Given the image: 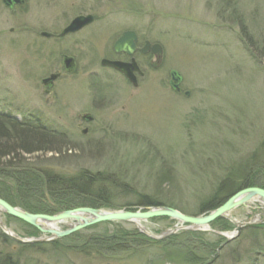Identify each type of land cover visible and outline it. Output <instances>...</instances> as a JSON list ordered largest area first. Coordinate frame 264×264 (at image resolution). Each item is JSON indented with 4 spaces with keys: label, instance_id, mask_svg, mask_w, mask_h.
I'll list each match as a JSON object with an SVG mask.
<instances>
[{
    "label": "rangeland",
    "instance_id": "obj_1",
    "mask_svg": "<svg viewBox=\"0 0 264 264\" xmlns=\"http://www.w3.org/2000/svg\"><path fill=\"white\" fill-rule=\"evenodd\" d=\"M87 15L94 18L90 25L60 36L74 18ZM125 32L136 34L140 46L149 42L162 48L157 68L138 60L143 76L136 87L122 73L101 65L102 60L127 62L113 51ZM65 58L74 60L73 71L65 70ZM172 72L181 78L179 92L170 86ZM53 74L61 77L50 89L42 80ZM0 112L39 120L65 138L52 142L54 152L29 155L15 148L17 157L10 164L63 176L85 171L121 179L115 182L123 190L116 186L110 192L112 206L95 209L127 210L139 194L163 199L171 205L163 207L184 216H206L226 201L196 215L218 180L245 160L264 159V0H24L13 8L0 0ZM10 170L0 174L1 197L7 200L0 199L30 214L63 212H45L54 205L51 198L20 190L22 173ZM76 208L85 207H67ZM246 220V228L264 224V206L254 201L237 207L216 229L205 231L188 230L167 217L139 223L155 237L177 230L160 240L182 230L204 234L202 240L211 247L199 237L177 240L173 247L195 256L215 249V257L208 255L215 261L211 264H264V231L243 227L235 233L236 223ZM227 222L233 228L220 231ZM109 223L117 225L101 223L50 240L0 212V224L17 238L41 240L20 243L0 229V264L5 256L17 264H188L182 250L163 248L146 235L144 244L115 240L110 241L119 242L114 249L88 246L90 237L119 227L138 232L132 223ZM55 225L65 231L73 222ZM218 237L234 238L222 246ZM35 243L40 246L33 250L19 245ZM231 249L239 251L240 262H232Z\"/></svg>",
    "mask_w": 264,
    "mask_h": 264
},
{
    "label": "trees",
    "instance_id": "obj_2",
    "mask_svg": "<svg viewBox=\"0 0 264 264\" xmlns=\"http://www.w3.org/2000/svg\"><path fill=\"white\" fill-rule=\"evenodd\" d=\"M65 139L60 133L55 132L54 130L48 128L43 125L41 122L36 119L31 118H23L18 119L10 116L6 113L0 112V162L2 158H5L4 164L0 163V174H4V169H11L10 171L20 172L21 178H19V186L20 190L25 192L26 194L39 196L41 199L46 197L51 198V201L54 203L53 206H46L44 209L45 212H52L54 209L56 212H61L64 210H69L67 207H73L77 205L78 207H87V208H108L112 206L114 203L109 199L110 192L113 189H116L118 186L115 181H121L119 177H102L99 173H88L85 171L79 172L75 175H65L58 174L56 172H52L51 170H37L36 168H31L30 170H26L25 166H16L15 164H10L11 160L13 161L17 157V153L15 148H20L25 154H34L37 152H54L57 151L51 148L52 142H62ZM50 147V148H49ZM2 151H7V154H1ZM7 157L9 159H7ZM3 160V159H2ZM249 160V161H248ZM245 160L242 167L235 172L229 171L226 177L221 178L217 181V186L212 196L207 197V199L203 200L197 206L198 212L196 215H200L205 211H211L221 205L225 200L234 195L236 192L248 188V187H258L264 189V179L259 177L264 173V159L258 161V157L254 159ZM7 167V168H4ZM261 172V173H260ZM255 176H253V175ZM260 178V179H259ZM258 183L257 185H255ZM119 187V186H118ZM4 187L0 186V198L1 192H3ZM123 190V185L119 187ZM127 186L125 187V191L127 192ZM129 195L130 192H129ZM73 197L74 199H78V202L72 201L70 202L69 198ZM7 200V199H4ZM7 202V201H6ZM10 204V203H9ZM37 204V203H35ZM136 205L127 207V210H134L137 207H151V206H168V203L163 199H152L150 196H141L137 194L136 196ZM35 206H39L38 204ZM48 207V208H47ZM44 209L42 211H44ZM60 209V210H58ZM116 208H114L115 210ZM24 210V209H23ZM27 211V210H26ZM163 220V219H161ZM159 220V221H161ZM222 221V218L214 222L210 225V228L213 229L215 226ZM107 226H114L117 223H108L104 224ZM121 225V223H118ZM233 228L231 224L227 222L226 229L222 228L220 231H225ZM246 228V227H245ZM216 229V228H215ZM246 229L249 230H263L264 224L260 226H251ZM241 234V233H240ZM199 237L201 244L205 247H211L206 244L205 241L202 240V237H205L202 233L196 232H179V234H175L174 236L168 237L165 240L154 241L165 246H175L177 244V240H198ZM1 239V236H0ZM148 237L137 232V230L132 231H122L119 229H113L111 234H103L90 237V239L86 242V244H91L92 246L100 247V250L104 248L114 249L118 248L119 242L110 243V241H120L123 240L124 243H145ZM151 239V238H150ZM236 238L234 241H236ZM92 240V241H91ZM218 240L223 243V245H227L230 242H227L226 239L218 237ZM186 241V240H185ZM109 243V244H107ZM149 243V242H147ZM152 243V242H151ZM90 244L88 246H90ZM121 244V243H120ZM22 249L33 250L36 247H39L38 244H19ZM220 245V246H221ZM51 246V245H50ZM236 248V246H234ZM49 249L55 250V247H51ZM104 249V250H105ZM174 252H180L176 247H173ZM206 252L205 254L203 253ZM211 253H209L206 249L198 252L195 255L189 253V251L182 250L185 254V257L189 259L188 264H211L215 261L210 260L208 255L213 253L214 257L216 256V250L210 249ZM171 252V251H170ZM236 252L238 250L231 249L229 257L232 259V262H237L242 260V257H239ZM202 253V254H200ZM104 254V253H103ZM182 254V253H181ZM194 256V257H192ZM210 261V263H209ZM1 264H17L16 261H12L10 257H6L3 259ZM253 264V262H252Z\"/></svg>",
    "mask_w": 264,
    "mask_h": 264
},
{
    "label": "water",
    "instance_id": "obj_3",
    "mask_svg": "<svg viewBox=\"0 0 264 264\" xmlns=\"http://www.w3.org/2000/svg\"><path fill=\"white\" fill-rule=\"evenodd\" d=\"M2 3L11 8L13 5L23 3V0H2ZM93 22V17L91 15L87 16H78L74 18L70 24L61 32L60 36H64L67 34H73L84 27L90 25ZM42 36L49 37V34L43 33ZM135 34L133 32H125L121 35V37L114 43L113 51L115 53H125L129 56L133 54L136 50L135 48ZM141 53H151L154 57V60L150 62L151 68H157L161 63L162 57V48L158 44H150L149 42H145L144 46L139 49ZM101 65L105 67L112 68L117 72H120L124 75V77L134 86H137V75L142 76V72L139 70L136 65L134 59H131L130 62H121V61H109L102 60ZM64 68L67 71H73L75 66L71 59H64ZM137 74V75H136ZM59 74H53L49 77L42 80V84L50 88L51 83L57 79ZM171 82L170 86L176 92H179V84H180V76L176 72H172L170 74ZM185 95H188L186 92ZM260 201L264 204V189L251 187L242 189L236 192L234 195L229 197L225 203L219 206L217 209L212 211L206 216H198V217H188L180 214L174 209L168 207H153L144 211H129V210H102L95 208H76L73 210L63 211L54 216L48 215H37L30 214L28 212L18 210L16 208L11 207L5 201L0 199V212L5 213L6 215L18 219L19 221L28 224L37 228L43 234L50 233L52 236L50 240L65 237L69 234L77 232L81 229H85L97 224L101 223H109V222H128L135 224L138 231L149 238H153L155 240H159L161 238L167 237L176 233L177 230L170 231L168 234L163 236H153L146 232L143 227L140 226V221H145L152 218L159 217H167L171 220L176 221L181 225H185L186 229L197 230V231H205L208 230L210 224L218 218H222L227 216L231 211L236 209L237 207L245 206L246 204L253 201ZM64 220L74 221L75 223L67 230L58 232L52 229H42L38 223L40 221H47L51 223H60ZM250 224V220H246L242 223H236V235L239 234L240 230L246 225ZM206 228V229H205ZM0 229L4 232V234L8 235L10 238L18 241L20 243H31L37 242L41 240H30L25 241L19 238H14L12 235L8 234L7 231H4L6 228L0 224ZM7 230V229H6ZM47 235V234H45ZM232 238H226L227 241H230Z\"/></svg>",
    "mask_w": 264,
    "mask_h": 264
},
{
    "label": "flooded vegetation",
    "instance_id": "obj_4",
    "mask_svg": "<svg viewBox=\"0 0 264 264\" xmlns=\"http://www.w3.org/2000/svg\"><path fill=\"white\" fill-rule=\"evenodd\" d=\"M136 35V34H135ZM145 43V42H144ZM144 43H143V45H139V41H138V37H137V35H136V39H135V48H136V50L133 52V54L131 55V56H129V55H127V54H125V53H119L118 55L119 56H123L124 58H126V61L128 62V61H130L131 59H134V61H135V63L138 65V67H139V69H141L140 68V66H139V61L138 60H147V65H148V67H151L150 66V62L152 61V59H153V55L151 54V53H149V52H147V53H141L140 52V50L139 49H141L143 46H144ZM152 45V44H151ZM139 63V64H138ZM141 71V70H140ZM143 74V73H142ZM137 75V74H136ZM143 76V75H142ZM59 77H61L60 76V74H59V76H58V78ZM57 78V79H58ZM139 78V75H137V79ZM56 80V79H55ZM54 80V81H55ZM54 81L51 83V87H50V89L53 87V84H54Z\"/></svg>",
    "mask_w": 264,
    "mask_h": 264
},
{
    "label": "bare ground",
    "instance_id": "obj_5",
    "mask_svg": "<svg viewBox=\"0 0 264 264\" xmlns=\"http://www.w3.org/2000/svg\"><path fill=\"white\" fill-rule=\"evenodd\" d=\"M23 2H24V0H23ZM22 4V3H21ZM21 4H16V5H21ZM16 5H13V7L14 6H16ZM13 7H11V8H13ZM78 17V16H77ZM93 17V16H92ZM93 20H94V18H93ZM42 37H44V36H42ZM161 47V46H160ZM162 58V57H161ZM72 62H73V64H74V66H75V62H74V60L72 59ZM137 65V64H136ZM138 66V65H137ZM139 68V67H138ZM112 69V68H111ZM140 70V69H139ZM180 86V85H179ZM37 121H39V120H37ZM248 188H251V187H248ZM244 189H246V188H244ZM254 202V201H253ZM255 202H258V203H260V204H262L260 201H258V200H256ZM263 206H264V204H262ZM15 219V218H14ZM16 220H18V219H16ZM19 221V220H18ZM65 221V220H64ZM63 222V221H62ZM73 222V224L75 223L74 221H72ZM176 222V221H175ZM38 225L42 228V229H52V230H56L57 231V229H56V225L54 224V223H51V222H47V221H40V223H38ZM95 226V225H94ZM91 227H93V226H91ZM178 229V228H177ZM206 229V228H205ZM4 231H7L8 232V234H10V235H12V237H16L12 232H10L8 229L6 230H4ZM173 231V230H172ZM58 232H62V231H58ZM45 234H47L48 235V237H51L52 235L49 233H45ZM17 238V237H16ZM56 239H59V238H56Z\"/></svg>",
    "mask_w": 264,
    "mask_h": 264
}]
</instances>
